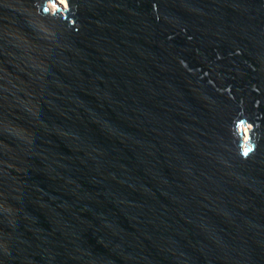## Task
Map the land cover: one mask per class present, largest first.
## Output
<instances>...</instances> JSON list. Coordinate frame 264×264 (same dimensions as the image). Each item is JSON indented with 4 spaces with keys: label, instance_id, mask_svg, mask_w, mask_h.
Wrapping results in <instances>:
<instances>
[{
    "label": "water",
    "instance_id": "95a60500",
    "mask_svg": "<svg viewBox=\"0 0 264 264\" xmlns=\"http://www.w3.org/2000/svg\"><path fill=\"white\" fill-rule=\"evenodd\" d=\"M62 1L0 0V264H264V0Z\"/></svg>",
    "mask_w": 264,
    "mask_h": 264
},
{
    "label": "bare ground",
    "instance_id": "6f19581e",
    "mask_svg": "<svg viewBox=\"0 0 264 264\" xmlns=\"http://www.w3.org/2000/svg\"><path fill=\"white\" fill-rule=\"evenodd\" d=\"M58 1H60L62 4H64V2L62 0H58ZM51 8L53 9V7H51ZM244 132L246 134V130L245 129H244Z\"/></svg>",
    "mask_w": 264,
    "mask_h": 264
}]
</instances>
